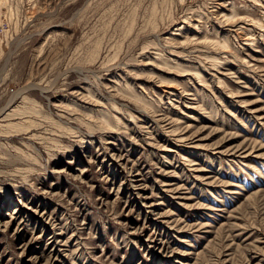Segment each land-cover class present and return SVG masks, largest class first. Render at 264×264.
<instances>
[{"label": "rangeland", "instance_id": "1", "mask_svg": "<svg viewBox=\"0 0 264 264\" xmlns=\"http://www.w3.org/2000/svg\"><path fill=\"white\" fill-rule=\"evenodd\" d=\"M0 264H264V0H0Z\"/></svg>", "mask_w": 264, "mask_h": 264}, {"label": "bare ground", "instance_id": "2", "mask_svg": "<svg viewBox=\"0 0 264 264\" xmlns=\"http://www.w3.org/2000/svg\"><path fill=\"white\" fill-rule=\"evenodd\" d=\"M179 30V29H178Z\"/></svg>", "mask_w": 264, "mask_h": 264}]
</instances>
